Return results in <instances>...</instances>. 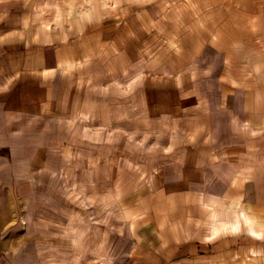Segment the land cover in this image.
<instances>
[{"label":"crops","instance_id":"0c3cea01","mask_svg":"<svg viewBox=\"0 0 264 264\" xmlns=\"http://www.w3.org/2000/svg\"><path fill=\"white\" fill-rule=\"evenodd\" d=\"M126 94L172 161L122 208L123 264H264V0H0V116ZM1 130L0 264H17Z\"/></svg>","mask_w":264,"mask_h":264},{"label":"rangeland","instance_id":"374dc122","mask_svg":"<svg viewBox=\"0 0 264 264\" xmlns=\"http://www.w3.org/2000/svg\"><path fill=\"white\" fill-rule=\"evenodd\" d=\"M117 96L59 117L0 116L14 152L13 188L3 198L13 203L15 263L123 264L132 233L122 208L159 181L172 158L165 123L146 121L127 94L125 104Z\"/></svg>","mask_w":264,"mask_h":264}]
</instances>
